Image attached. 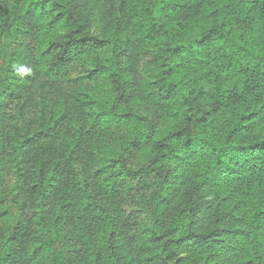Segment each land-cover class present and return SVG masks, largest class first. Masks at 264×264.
I'll list each match as a JSON object with an SVG mask.
<instances>
[{
    "label": "trees",
    "instance_id": "obj_1",
    "mask_svg": "<svg viewBox=\"0 0 264 264\" xmlns=\"http://www.w3.org/2000/svg\"><path fill=\"white\" fill-rule=\"evenodd\" d=\"M0 264H264V0H0Z\"/></svg>",
    "mask_w": 264,
    "mask_h": 264
}]
</instances>
